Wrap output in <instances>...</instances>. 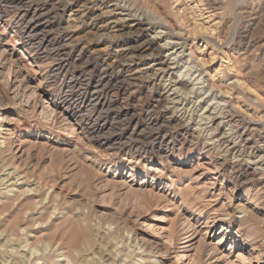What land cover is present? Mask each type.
<instances>
[{"label": "rangeland", "instance_id": "rangeland-1", "mask_svg": "<svg viewBox=\"0 0 264 264\" xmlns=\"http://www.w3.org/2000/svg\"><path fill=\"white\" fill-rule=\"evenodd\" d=\"M124 1L167 21L215 93L159 106L131 71L99 82L89 53L124 66L114 52L149 39L128 22L109 39L103 0H0V264H264V171L207 142L217 114L220 134L264 143V0H230L228 39L222 0ZM155 48L142 64L165 60ZM72 96L90 100L73 117ZM94 114L110 127L92 133Z\"/></svg>", "mask_w": 264, "mask_h": 264}, {"label": "bare ground", "instance_id": "bare-ground-1", "mask_svg": "<svg viewBox=\"0 0 264 264\" xmlns=\"http://www.w3.org/2000/svg\"><path fill=\"white\" fill-rule=\"evenodd\" d=\"M103 1L105 2L104 5H106V7H104L105 14L106 16L109 17V20L106 22L105 26L103 27H105V31H107L106 36L109 37V39L111 38V35L113 36L114 33H116L115 29L119 27L120 23L126 24L127 22L129 24H127L126 29L129 33H132V34L135 33L137 35L147 34V36H149V39H146L144 42H141L136 46L119 47L114 52V59L120 62L123 61L125 63V65L123 64L124 66H114V64L112 63L105 64L103 62L102 66L98 68L96 66L98 63L97 58L95 57L93 53H89L86 57L88 61V65L91 68H94L95 73L97 74V77L99 78V82H106L109 85V83L112 82L113 78L114 79H120V78L126 79L128 72L131 71L133 72V75L137 76L138 78L142 77L145 79L146 88L149 89L150 92H152V94L154 95L153 98H154V103L156 105H159V104L161 105V103L164 100H167L166 102H168V100L171 101L172 95H175L178 92L180 93V91H184V90H187V91L189 90L190 92L191 91H197V92L207 91L208 96H210L211 94L213 95V93H215L214 91L215 86L213 83L207 84V86L205 87L204 84L206 80L204 79L205 78L203 74L204 72L202 73V69L197 68V66L199 65L197 64L195 60H193L191 51L189 52V54L187 55V58L185 59L184 57L185 43L181 42L182 39L177 34H174V32H172L169 29V24L167 23V21L165 22L163 21L164 19L161 20L162 18L160 17H154L150 15V12L146 13V12H141L139 10H136L131 5L126 3V1L124 2H122V0H103ZM95 13L94 11H88V15L92 19L98 18L101 15V14H95ZM102 14H104V12H102ZM150 32L153 33L152 36L148 35ZM29 33H31V31H29ZM124 35H126V32L124 33ZM154 46H156L154 50H155L157 57L160 55L161 56L164 55L163 51H167L165 54V60L162 62V61H157L156 59L154 60V62L142 64L144 60L148 58V56L150 57L152 54V53L145 54L146 50L148 48H153ZM79 56L82 59L85 57L84 54L82 53H80ZM181 62H185L188 65L191 64V69H196L195 71L198 73V75H196V77L195 75L194 77H192L193 76L192 75L188 78H186L187 75H182V76L180 75L177 79L170 78L172 75H174L176 68H178L179 63ZM162 64L163 65L165 64L166 67L162 68V66H160ZM165 78L167 80L165 81L164 84H162V81H164ZM199 85L200 86L202 85V87H199ZM169 97L171 98L169 99ZM214 97L217 98L216 96ZM174 101H177V100H174ZM89 102L90 100H88L87 97L85 96L83 97L72 96V97L60 100V103L62 105H65L64 106L65 113L70 114L71 117L75 115L74 111L77 109L80 111V113H82V111L85 108H87ZM230 110H232V108ZM175 111H179V110H175ZM213 111L215 110L213 109ZM209 113L210 111L207 114ZM181 115L172 114L171 118L172 117L181 118ZM216 115L210 118L211 119L210 121L213 122L214 127L210 130L211 133L209 135V138L205 137L207 138V142H210L209 144L213 146L220 144V146H223L227 150L233 151V156L231 158L232 164L235 165L236 167L243 168L247 175L252 176L254 174H257L258 172H263L264 171L263 169L264 168V143L258 144L254 142L251 138L245 135L244 131H243L244 133L243 132L240 133L242 134L241 135L242 139L240 141L236 140L235 138L234 139L228 138L227 132L225 133V131L224 133L220 134V130L222 128L221 124L223 122L216 123V118H215ZM92 116L94 119V123L90 128V131L92 133L97 134V133H100L106 130L107 127H110V124L107 122V120L105 121L102 120V118L100 117V114H96V115L94 114ZM232 116L237 119L239 118V115L234 112ZM82 117L83 116L80 114L77 117H75V120L79 121V123H83ZM206 117H207V120H209L208 116ZM182 120L184 119H181V121ZM241 120L242 119H240V121ZM132 121L133 120H131V122ZM165 137L166 136H164V138ZM105 142H108V141H105ZM105 142L104 140L99 141L100 144L105 143ZM245 154H246L247 159L244 160L243 155ZM237 224H238V228L242 227L244 224V220L240 218ZM186 242L187 241L185 240V242L183 243H186ZM263 244H264V241L260 243V246L261 247L264 246ZM242 246L248 247V245L245 243H243Z\"/></svg>", "mask_w": 264, "mask_h": 264}, {"label": "clouds", "instance_id": "clouds-1", "mask_svg": "<svg viewBox=\"0 0 264 264\" xmlns=\"http://www.w3.org/2000/svg\"><path fill=\"white\" fill-rule=\"evenodd\" d=\"M221 24L224 25V36L228 39L236 27L235 12L231 7L230 0H222Z\"/></svg>", "mask_w": 264, "mask_h": 264}]
</instances>
